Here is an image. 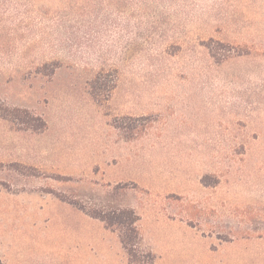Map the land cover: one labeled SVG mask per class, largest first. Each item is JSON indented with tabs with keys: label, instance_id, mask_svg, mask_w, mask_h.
Wrapping results in <instances>:
<instances>
[{
	"label": "rangeland",
	"instance_id": "374dc122",
	"mask_svg": "<svg viewBox=\"0 0 264 264\" xmlns=\"http://www.w3.org/2000/svg\"><path fill=\"white\" fill-rule=\"evenodd\" d=\"M0 108V264H264V0H0Z\"/></svg>",
	"mask_w": 264,
	"mask_h": 264
},
{
	"label": "trees",
	"instance_id": "16d2710c",
	"mask_svg": "<svg viewBox=\"0 0 264 264\" xmlns=\"http://www.w3.org/2000/svg\"><path fill=\"white\" fill-rule=\"evenodd\" d=\"M103 85L104 83L101 81L99 75L92 80L91 92L94 97H99L100 90L102 88L101 86ZM113 87V85L110 86L109 90ZM3 115H9V118L14 120L17 119V116L14 113L6 115L0 108V116ZM23 122L27 124L28 127L35 130L42 129L44 126L34 127V125H32L33 123H31V119L28 117H25ZM115 189L117 190V187H115ZM61 200L83 211L90 217L99 219L107 229L117 232L120 243L127 254L130 264H151L154 261V255L152 253L149 251L144 252L139 250L142 244V237L138 227L140 216L136 213L134 208L129 206H114L111 201H108L105 204H93L92 207H88L80 201Z\"/></svg>",
	"mask_w": 264,
	"mask_h": 264
},
{
	"label": "crops",
	"instance_id": "0c3cea01",
	"mask_svg": "<svg viewBox=\"0 0 264 264\" xmlns=\"http://www.w3.org/2000/svg\"><path fill=\"white\" fill-rule=\"evenodd\" d=\"M85 148H87V147H85ZM88 151H89V149H88ZM88 158L89 157H86V160H85L86 166L89 165L92 167L94 164H96V161H94V159H91V157H90V159H88ZM118 164L111 163L107 170L102 171L103 177L108 182L118 183V182H122V181L127 180L128 174L124 171V167H120V165H118ZM72 207L75 208L76 210L80 211L82 214L86 215L90 219L97 220L99 222V225H98L99 233H102L103 235H108V237H111L113 234H115L117 236V234L115 232L107 229L99 219L92 218L89 215H87L86 213H84L83 211L77 209L76 207H74V206H72ZM155 221H156V224H158L162 227L166 226L167 228H168V225H171L175 222V220H169V219L168 220L167 219H155ZM94 230H95V227H94V229H92V231H94ZM171 237H172V235H171ZM118 239H119V237H118ZM99 243H100V239H98L96 237L92 238V241L88 243V247L91 250L99 248Z\"/></svg>",
	"mask_w": 264,
	"mask_h": 264
}]
</instances>
